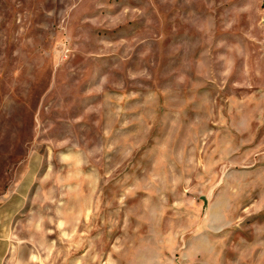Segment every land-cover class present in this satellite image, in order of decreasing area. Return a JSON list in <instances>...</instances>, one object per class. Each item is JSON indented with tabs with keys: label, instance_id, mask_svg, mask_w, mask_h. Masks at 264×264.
I'll use <instances>...</instances> for the list:
<instances>
[{
	"label": "rangeland",
	"instance_id": "374dc122",
	"mask_svg": "<svg viewBox=\"0 0 264 264\" xmlns=\"http://www.w3.org/2000/svg\"><path fill=\"white\" fill-rule=\"evenodd\" d=\"M0 264H264V0H0Z\"/></svg>",
	"mask_w": 264,
	"mask_h": 264
}]
</instances>
